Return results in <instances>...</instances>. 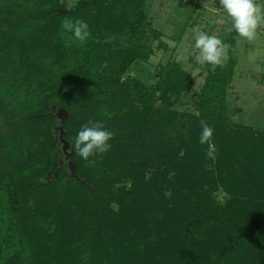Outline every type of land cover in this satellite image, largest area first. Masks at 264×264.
I'll use <instances>...</instances> for the list:
<instances>
[{
  "label": "trees",
  "instance_id": "1",
  "mask_svg": "<svg viewBox=\"0 0 264 264\" xmlns=\"http://www.w3.org/2000/svg\"><path fill=\"white\" fill-rule=\"evenodd\" d=\"M146 2L0 0V264H264V131L227 112L237 33L224 66L206 63L198 114L179 112L191 80L179 63L150 86L129 75L162 37ZM77 17L84 41L61 28ZM89 121L114 137L86 161L74 140Z\"/></svg>",
  "mask_w": 264,
  "mask_h": 264
},
{
  "label": "rangeland",
  "instance_id": "2",
  "mask_svg": "<svg viewBox=\"0 0 264 264\" xmlns=\"http://www.w3.org/2000/svg\"><path fill=\"white\" fill-rule=\"evenodd\" d=\"M65 12L79 0H61ZM145 12L150 25L162 33V37L149 41L154 55L147 62H137L130 69L131 78L140 79L150 86L156 82L155 73L168 61L177 62L191 74L190 85L174 108L179 112L198 114L199 93L207 76V62L197 59L198 49L191 39L194 29L208 31L223 42L234 31H229L230 18L219 4V0H147ZM237 66L233 82L228 90V117L238 130L251 127L264 131V22L257 27L256 37L249 41L236 35ZM227 55L221 66H224ZM216 65L212 66V69ZM175 101V98L173 99ZM58 115L59 108L53 106ZM59 120L55 128L58 149L63 159L71 157V145L63 138ZM224 194H218V201Z\"/></svg>",
  "mask_w": 264,
  "mask_h": 264
},
{
  "label": "clouds",
  "instance_id": "3",
  "mask_svg": "<svg viewBox=\"0 0 264 264\" xmlns=\"http://www.w3.org/2000/svg\"><path fill=\"white\" fill-rule=\"evenodd\" d=\"M219 4L227 17L230 18L229 31H235L239 37L253 40L257 35V27L264 22V0H219ZM61 28L70 33L75 39L84 41L91 35L87 21L77 17L65 20ZM191 39L194 48L198 49L197 59L211 65H220L230 47L219 37L208 31L194 29ZM214 129L206 122L202 123L199 143L207 144L206 156L214 158L216 146L212 142ZM114 133L104 126L102 121H89L81 125L74 140L75 152L82 160L90 157L101 158V154L108 152L112 145L110 141Z\"/></svg>",
  "mask_w": 264,
  "mask_h": 264
},
{
  "label": "water",
  "instance_id": "4",
  "mask_svg": "<svg viewBox=\"0 0 264 264\" xmlns=\"http://www.w3.org/2000/svg\"><path fill=\"white\" fill-rule=\"evenodd\" d=\"M60 117H61V118H64V117H65V113H63Z\"/></svg>",
  "mask_w": 264,
  "mask_h": 264
}]
</instances>
